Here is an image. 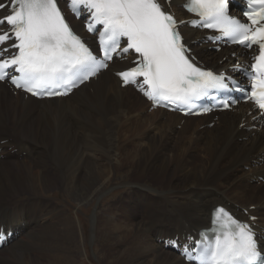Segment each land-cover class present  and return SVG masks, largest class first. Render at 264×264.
I'll use <instances>...</instances> for the list:
<instances>
[{"label": "bare ground", "instance_id": "6f19581e", "mask_svg": "<svg viewBox=\"0 0 264 264\" xmlns=\"http://www.w3.org/2000/svg\"><path fill=\"white\" fill-rule=\"evenodd\" d=\"M179 2L173 0L177 13H181ZM186 33L190 40L202 37L197 31ZM196 50L208 64L219 68L231 64L227 50L214 54L204 44ZM121 67L116 64L113 70ZM0 100L4 156L0 160L14 158L33 200L43 199L41 190H52L50 168L58 175L59 189L80 207L97 200L117 174L126 179V193L98 205L92 217L90 237L98 264H186L159 240L207 227L215 205H230L239 212L256 206L251 214L264 217V184L259 180L264 177V164L257 165L258 159H264V133L240 129L243 116L223 114L212 129L198 132L202 124H195V119L182 123L177 114L150 111L132 88H120L111 71L65 99L29 100L22 107L21 99L15 102L3 88ZM14 148L17 154L9 151ZM155 158L160 165L151 173L150 161ZM127 167L129 172H120ZM155 179L162 183L154 184ZM10 180V172L0 169V223L23 238L0 252L25 254L24 264H81L85 240L78 219L63 212L59 229L47 232L43 226L31 231L36 220L33 209L23 202L10 206L3 201ZM131 194L141 196V213H135L136 203L128 200ZM0 261L7 259L0 257Z\"/></svg>", "mask_w": 264, "mask_h": 264}, {"label": "snow or ice", "instance_id": "6c2138e0", "mask_svg": "<svg viewBox=\"0 0 264 264\" xmlns=\"http://www.w3.org/2000/svg\"><path fill=\"white\" fill-rule=\"evenodd\" d=\"M228 2L187 0L188 11L200 18L197 26L217 30L246 49L255 46L254 62L245 69L250 87L205 70L190 59L177 21L159 0H69L74 13L79 14L81 7L90 13L87 27L96 32L100 59L69 27L57 0H0V9H9L0 16V25L9 26L0 30V45L14 40L10 47L16 49L6 56L8 48L0 47V81L10 79L16 88L33 96H63L106 69L114 55L123 58L132 50L138 54L135 66L117 75L125 86L135 84L156 106L185 105V115H199L211 109L192 112L196 100L231 86L246 93L264 113V0H247L252 6L244 12L248 22L230 17ZM9 68L20 75H10ZM138 77L143 78L140 83ZM222 103L229 107L227 100ZM197 246L199 251L194 253ZM184 255L192 264H264L253 228L224 208L216 210L210 229Z\"/></svg>", "mask_w": 264, "mask_h": 264}, {"label": "rangeland", "instance_id": "374dc122", "mask_svg": "<svg viewBox=\"0 0 264 264\" xmlns=\"http://www.w3.org/2000/svg\"><path fill=\"white\" fill-rule=\"evenodd\" d=\"M2 102L3 103H1V105L5 106V101H2ZM133 106H136V103ZM137 106H139L138 103H137ZM10 108L11 107L9 106V109ZM139 108L142 109V106H139ZM176 126H178V125H176ZM15 148H14V151H15L14 153L17 154L18 150H16L17 148L16 149ZM13 159L14 158L10 157V158H7L5 161L0 160V162H2V167L0 166V169H3V170H6L7 172H10V175H11V180L8 182L11 184H6V186L9 188V191L6 194V198H3V201L10 204V206H15L16 204H18L20 206V203L23 202V203L27 204L26 206L29 209H33L32 215L36 217V220L33 222L34 226L33 225L31 226V231H35V232H38L39 230H41L43 226L48 227V228H46V229H48L47 232L50 231L52 228H55L56 226H58V229H59L61 227V222H59V220L60 219L62 220L64 218V216H63L64 213H65V215H69L72 220L78 219L79 224L81 226L82 233L84 235V240H85L84 241V243H85L84 253L85 254L81 258V264H98L99 262H97V258L95 257V255L97 254L96 253L97 252L96 246L93 245L94 243L91 242V237H90L91 236V229H92V217L94 216V213L97 210L96 207L98 205H101V207L103 205H107L109 203V199L112 196H116V198H118L121 195L126 193L125 190L127 187L123 184L126 181V179L123 178V174L122 173L117 174V178L105 186V188L107 187V189H105V192L103 194H101L97 198V200H94L93 202H89L90 204L88 203V204H85V205L80 207V205H78L72 201V199L69 197V195L67 193H65L59 189L60 188L59 187L60 181L58 179V175L56 174L55 170H53V168H50L48 171V174H47L48 182L51 184L52 190H50L49 192H46L48 190H45V191L41 190L42 192L40 191L39 195H41V197L43 199L42 200H36V199L33 200L32 196L34 195V193L27 191V189L25 188L26 182L24 180V176H22V175H24V171L21 168L16 166L17 162H15V160H13ZM155 159L151 160L150 161L151 163L149 162L151 165L150 166V168H151L150 172L151 173H155L158 169V166L160 165L159 161L157 160L158 158H155ZM115 166H118V165H115ZM12 169H13V172H12ZM129 170H131V169H129V167H127L126 170L120 171V172L126 173L127 171L129 172ZM34 171H37V173H39V169H37L35 167H34ZM136 179H138V178H136ZM111 183H113V184H111ZM153 183L154 184H161L162 182L155 179V180H153ZM263 192L261 191L258 194H263ZM255 193H257V192H255ZM51 195L53 196L54 200L52 199ZM28 196H29V198H28ZM129 196H128L129 197L128 200H132L134 203H136L135 204V210H136L135 213H141V209L143 207V203H142V201H140L141 196L139 194H137V195L131 194ZM36 205H37V207H36ZM39 205L41 206V208ZM61 205H63V206H61ZM101 207L99 206V208H101ZM60 210H61V212H60ZM119 215L121 216L120 217L121 220L124 222V220H123L124 215H121V214H119ZM185 216H187V215H185ZM54 219H56V220H54ZM57 220H58V222H57ZM123 222H122V225H126V223L124 222L125 223L124 224ZM50 224H52V225H50ZM48 225H50V226H48ZM39 227H41V228H39ZM112 227H108V229L113 230ZM19 238L20 239L23 238V235L18 236V238L15 241H18ZM32 251H31L30 257L32 256ZM0 253H4V254H0V257H5L7 259V261H0V264H10V263L14 264L15 263L14 261H16L15 264H24L25 259H28V257L25 254H24V256L21 254L13 255L11 253H8L7 251H2ZM24 257H25V259H24ZM84 261H86V262H84ZM95 262H97V263H95Z\"/></svg>", "mask_w": 264, "mask_h": 264}]
</instances>
